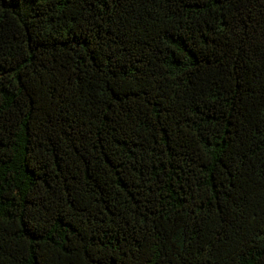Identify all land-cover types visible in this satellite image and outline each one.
Here are the masks:
<instances>
[{
	"label": "trees",
	"instance_id": "1",
	"mask_svg": "<svg viewBox=\"0 0 264 264\" xmlns=\"http://www.w3.org/2000/svg\"><path fill=\"white\" fill-rule=\"evenodd\" d=\"M0 264H264V0H0Z\"/></svg>",
	"mask_w": 264,
	"mask_h": 264
}]
</instances>
